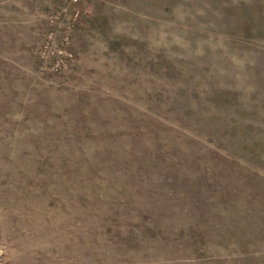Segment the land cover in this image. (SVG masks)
Instances as JSON below:
<instances>
[{
	"label": "rangeland",
	"instance_id": "rangeland-1",
	"mask_svg": "<svg viewBox=\"0 0 264 264\" xmlns=\"http://www.w3.org/2000/svg\"><path fill=\"white\" fill-rule=\"evenodd\" d=\"M0 264H264V0H0Z\"/></svg>",
	"mask_w": 264,
	"mask_h": 264
},
{
	"label": "built area",
	"instance_id": "built-area-1",
	"mask_svg": "<svg viewBox=\"0 0 264 264\" xmlns=\"http://www.w3.org/2000/svg\"><path fill=\"white\" fill-rule=\"evenodd\" d=\"M64 1H68V0H64ZM70 2H76L77 0H69Z\"/></svg>",
	"mask_w": 264,
	"mask_h": 264
}]
</instances>
